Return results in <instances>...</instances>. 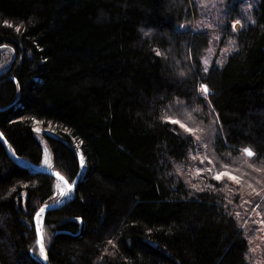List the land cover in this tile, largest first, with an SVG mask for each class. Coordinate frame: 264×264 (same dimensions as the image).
I'll list each match as a JSON object with an SVG mask.
<instances>
[{
  "label": "trees",
  "instance_id": "obj_1",
  "mask_svg": "<svg viewBox=\"0 0 264 264\" xmlns=\"http://www.w3.org/2000/svg\"><path fill=\"white\" fill-rule=\"evenodd\" d=\"M220 7L205 68L201 0H0V264H46L34 216L56 177L6 146L41 164L37 122L75 185L44 212L49 264H254L245 191L198 153L264 176V0ZM189 117L206 141L170 122Z\"/></svg>",
  "mask_w": 264,
  "mask_h": 264
},
{
  "label": "rangeland",
  "instance_id": "obj_2",
  "mask_svg": "<svg viewBox=\"0 0 264 264\" xmlns=\"http://www.w3.org/2000/svg\"><path fill=\"white\" fill-rule=\"evenodd\" d=\"M201 3L204 7L203 13L198 19L193 21V25L198 28L208 29L213 36L206 51V55H204L202 59L204 67L207 68L212 59L216 56L215 54L217 53L218 49V46H216V43L213 39L217 37V34L214 29V24L221 11V0H201ZM185 25L189 24L185 23ZM235 27H239L238 22L235 23ZM6 49H8L9 52L11 50L9 47H6L4 52H6ZM225 50V48L220 49L218 61L221 59V56L226 52ZM10 56L9 58H11ZM171 119L178 120L180 121V123L185 124L188 128L194 129V134L200 139L206 138L207 128H209V125L197 123V121L192 117H189L188 119ZM36 130L38 131L39 138L43 143L44 151L41 164L45 167H53L52 151L50 146L46 143L42 132L47 131L49 133H54L56 131L51 126L45 127L41 125L40 122H37ZM203 148V152H199L198 156L201 160L208 159L212 163L211 167L214 175L218 172H228L230 175L236 176L237 179L240 181V183H236L235 181L230 180L228 176L222 177L226 180H229L231 182V185L234 186L235 189H237V187L239 186L241 191H245L243 192L244 195L240 200L238 214L242 215L244 219L246 218L244 220L246 223H250L251 226L255 227V233L252 237H250L251 245L249 256L251 260L254 262V264H264V176L258 174L263 171V168H259L256 166L247 168L232 165H226L227 167H225V165L218 167L219 164H216L217 161L213 157L212 148L207 143V141L203 145ZM197 170H199V174H197ZM181 171L185 172V169L182 168ZM186 172H188V175H190V177H193L192 181H196V178L201 175L202 169L196 167H188L186 168ZM71 195L72 188L63 179L56 177L55 192L46 204L59 203L60 201L67 197H70ZM256 196L258 200H255ZM41 254L42 257H44V254L42 252Z\"/></svg>",
  "mask_w": 264,
  "mask_h": 264
},
{
  "label": "water",
  "instance_id": "obj_3",
  "mask_svg": "<svg viewBox=\"0 0 264 264\" xmlns=\"http://www.w3.org/2000/svg\"><path fill=\"white\" fill-rule=\"evenodd\" d=\"M0 136L1 138L4 139L3 135L0 133ZM6 146H7V150L9 152V154L17 161L19 162L20 164H23V165H26V166H30L31 168H34V169H38V170H44V171H47L49 172L50 174H52L54 177H58V178H63V180L72 188V195L74 194V188H75V185L70 183L69 180L66 178V176H64L61 172L55 170L53 167H45L43 166L42 164H38V163H30L26 160H23L19 157H17L13 151L11 150L9 144L6 142ZM71 195V196H72ZM70 196V197H71ZM70 197H67L65 199H63L62 201H60L59 203H55V204H44L42 205L36 212L35 216H34V223H35V227H36V231H37V236H38V242H39V245H40V241H41V237H43V234H42V225H39L38 222H37V218L38 216L41 214V212L43 213V216H44V212L46 210H48L49 208H52L54 206H57L63 202H65L67 199H69ZM43 209V211H41ZM41 247V245H40ZM43 247H44V257L43 259L45 260L46 264H49V261H48V258H47V250L44 246V239H43ZM46 256V258H45Z\"/></svg>",
  "mask_w": 264,
  "mask_h": 264
},
{
  "label": "snow or ice",
  "instance_id": "obj_4",
  "mask_svg": "<svg viewBox=\"0 0 264 264\" xmlns=\"http://www.w3.org/2000/svg\"><path fill=\"white\" fill-rule=\"evenodd\" d=\"M17 30H19V29H17ZM158 55H159V52L157 53ZM200 91L202 92V93H204L205 95H207V93H208V88H207V86L206 85H202L201 86V88H200ZM170 122L171 123H177V124H180V127H182V128H185V130L186 131H188L189 133H194V129H192V128H188L185 124H182V123H180V121H178V120H171L170 119ZM197 139H199V137H197ZM244 154L246 155V156H248V157H252L253 155H254V153L252 152V150L251 149H248V148H246V149H244ZM196 157H193V159H195ZM203 162V161H202ZM225 167H227L226 165H225ZM208 171H211V169H208ZM197 174H199V170H197ZM224 176H228V178L230 179V180H233V181H235L236 183H240V181L237 179V177L236 176H233V175H230L228 172H218V173H216L215 175H214V179H216V180H220V179H222V177H224ZM61 179H63L62 177H61ZM257 207H258V205H257ZM41 211H43V209L41 210ZM40 245H41V252L43 253L44 252V247H43V237H41V241H40ZM45 258H46V256H45Z\"/></svg>",
  "mask_w": 264,
  "mask_h": 264
},
{
  "label": "bare ground",
  "instance_id": "obj_5",
  "mask_svg": "<svg viewBox=\"0 0 264 264\" xmlns=\"http://www.w3.org/2000/svg\"><path fill=\"white\" fill-rule=\"evenodd\" d=\"M37 222H38L39 225L42 224V222H43V213H42V212H41V214L38 216V218H37ZM43 254H44V252H43Z\"/></svg>",
  "mask_w": 264,
  "mask_h": 264
}]
</instances>
